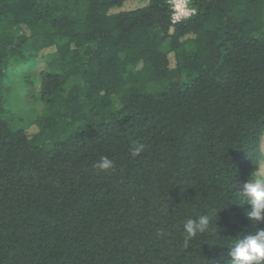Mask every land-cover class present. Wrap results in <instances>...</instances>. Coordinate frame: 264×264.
I'll return each mask as SVG.
<instances>
[{
	"label": "trees",
	"instance_id": "trees-1",
	"mask_svg": "<svg viewBox=\"0 0 264 264\" xmlns=\"http://www.w3.org/2000/svg\"><path fill=\"white\" fill-rule=\"evenodd\" d=\"M129 1L0 0V264H231L264 228L236 191L263 160L264 0H189L175 25ZM36 58L32 133L3 97Z\"/></svg>",
	"mask_w": 264,
	"mask_h": 264
},
{
	"label": "clouds",
	"instance_id": "clouds-1",
	"mask_svg": "<svg viewBox=\"0 0 264 264\" xmlns=\"http://www.w3.org/2000/svg\"><path fill=\"white\" fill-rule=\"evenodd\" d=\"M176 8L181 12L191 11L186 7V0L185 3H178ZM145 150L144 144H137L130 155L135 158ZM93 168L99 172L109 173L115 169V162L108 156H101L98 161L93 163ZM236 191L250 205V210L246 212L248 219L257 224L264 222V170L258 167V171L250 181L237 184ZM216 214L217 212H207L184 222V248H188L191 241L210 230L213 217L216 219ZM163 234L162 232L158 233V235ZM229 256L231 264H264V228H257L248 235L234 239Z\"/></svg>",
	"mask_w": 264,
	"mask_h": 264
},
{
	"label": "rangeland",
	"instance_id": "rangeland-1",
	"mask_svg": "<svg viewBox=\"0 0 264 264\" xmlns=\"http://www.w3.org/2000/svg\"><path fill=\"white\" fill-rule=\"evenodd\" d=\"M142 3L139 0H131L127 2L123 9L129 10L134 9L137 6H140ZM145 5V4H144ZM30 66L28 69L27 66H24L20 70L17 69L16 66L14 68H10L11 72H15V74L12 77V82L9 84L10 88V94L6 97H3V101L5 103V106L14 113L15 115V122L17 123L16 126L18 128L27 127L29 132L34 133L37 128L33 124V120L37 115L42 113L43 111V105L33 97V95L36 94L38 91V87L35 89L30 88L29 84L25 82V78L22 73H31L37 76L41 71L45 69V64L42 59L36 58L33 62H29ZM27 74H25L26 76ZM261 151L263 154V160L260 162L259 167L264 170V137L262 139L261 143ZM258 171V168L254 170L252 175H250L247 179V181H250L253 177V175Z\"/></svg>",
	"mask_w": 264,
	"mask_h": 264
},
{
	"label": "built area",
	"instance_id": "built-area-1",
	"mask_svg": "<svg viewBox=\"0 0 264 264\" xmlns=\"http://www.w3.org/2000/svg\"><path fill=\"white\" fill-rule=\"evenodd\" d=\"M178 3H185V0H170L169 1V5L172 10L171 23L173 25L178 24L181 21L187 20L195 14V11L189 6V0H186V7L188 9H191V11H185V12L178 11L176 8V5Z\"/></svg>",
	"mask_w": 264,
	"mask_h": 264
}]
</instances>
